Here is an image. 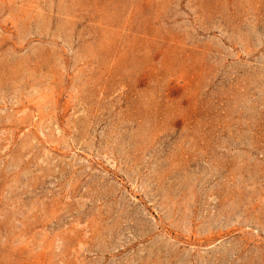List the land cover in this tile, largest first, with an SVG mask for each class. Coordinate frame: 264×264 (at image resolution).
Wrapping results in <instances>:
<instances>
[{
  "label": "rangeland",
  "instance_id": "rangeland-1",
  "mask_svg": "<svg viewBox=\"0 0 264 264\" xmlns=\"http://www.w3.org/2000/svg\"><path fill=\"white\" fill-rule=\"evenodd\" d=\"M0 264H264V0H0Z\"/></svg>",
  "mask_w": 264,
  "mask_h": 264
}]
</instances>
